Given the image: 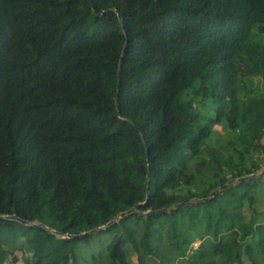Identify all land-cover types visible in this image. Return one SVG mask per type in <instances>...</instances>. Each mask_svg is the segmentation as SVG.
<instances>
[{
    "label": "trees",
    "instance_id": "1",
    "mask_svg": "<svg viewBox=\"0 0 264 264\" xmlns=\"http://www.w3.org/2000/svg\"><path fill=\"white\" fill-rule=\"evenodd\" d=\"M260 33L264 0H0V214L145 200L0 217V264L105 232L109 264H264V170L228 184L264 159Z\"/></svg>",
    "mask_w": 264,
    "mask_h": 264
},
{
    "label": "rangeland",
    "instance_id": "2",
    "mask_svg": "<svg viewBox=\"0 0 264 264\" xmlns=\"http://www.w3.org/2000/svg\"><path fill=\"white\" fill-rule=\"evenodd\" d=\"M257 38L264 40V33L258 34ZM202 108L204 111H206L208 106L203 105ZM207 112H209V111H207ZM223 125H224L223 122L215 124L213 126V132L209 136L208 140L210 139L209 140L210 144H215L216 142H218L217 140L220 139L219 140V146L224 151H227L229 149V147L226 145V140H227L226 134H227V132H226V128ZM263 170H264V159L260 162L259 168L256 171L252 172V174L250 176L259 175ZM237 178H234L233 180L228 181V184H234L237 181ZM219 188H220V186L216 187V189H219ZM263 201H264V199H263ZM263 201L262 202L260 201V204L264 205ZM258 207L260 208L259 205H258ZM241 208H242V206L231 209L230 212L232 213V216H229V217L230 218L233 217L234 219L237 218L242 212ZM108 236H109V233L105 232V233L100 234V236H96V237L92 238L89 243H84L82 241L79 242V249H80V253H81V264H109V258H108V253H107V249H106ZM199 242L200 241L198 239L193 243V245L197 246V244ZM15 254L17 256L21 257L22 250L17 249L15 251ZM179 259H180L179 257H176L175 260L172 262V264H177ZM21 263H22V260L19 259L17 261V264H21ZM129 264H138L135 253L131 254ZM246 264H249V263L246 262Z\"/></svg>",
    "mask_w": 264,
    "mask_h": 264
},
{
    "label": "water",
    "instance_id": "3",
    "mask_svg": "<svg viewBox=\"0 0 264 264\" xmlns=\"http://www.w3.org/2000/svg\"><path fill=\"white\" fill-rule=\"evenodd\" d=\"M123 50H124V49H122V52H121V55H120V59H119V63H120V60H121V57H122ZM115 115H119V112H118V109H117V108H115ZM251 174H252V173H250V174H245V175H242V176H239V177L237 178V180H241V179H243V178H247V177H249ZM148 178H149V173H147V179L145 180V189H147V181H148ZM225 185H226V184H225ZM225 185H223V186H225ZM215 191H216V189L211 190V191H210V194H211V195L214 194ZM143 202H145V200L142 201V202H138L137 204H135V205H133V206H131V207H129V208L123 210V211H120L119 213H117V214L115 215V217H113L112 219L108 220V221H107L106 223H104V224L98 225V226L93 227V228H89V229H87V230H83V231L78 232V233H64V232H62V231L55 230L54 228H51V227L45 225V224L42 223V222L28 221V220H26L25 218L20 217V216H18L17 214H14V213H13V214H0V217L10 218V219H16V220H18V221H20V222H22V223H26V224H38V225H43V226H45V228H47L49 231L55 233L56 235L68 236V237H76V236L84 235V234H86V233H91V232H93V231L96 230V229L103 228V227L109 225L110 223H113V222L117 221L122 215H124V214H128V213H131V212H133V211H135V210H138L137 205H138L139 203H143ZM185 202H188V201H185ZM185 202H184V201H179V202L175 203L174 206H178V205L183 204V203H185ZM163 209H166V207L161 208V210H163ZM152 211H153V210L148 209V210L145 211V213L149 214V213H151Z\"/></svg>",
    "mask_w": 264,
    "mask_h": 264
}]
</instances>
